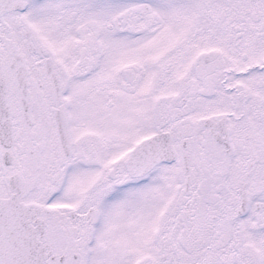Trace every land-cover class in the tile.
I'll list each match as a JSON object with an SVG mask.
<instances>
[{
	"label": "snow or ice",
	"instance_id": "6c2138e0",
	"mask_svg": "<svg viewBox=\"0 0 264 264\" xmlns=\"http://www.w3.org/2000/svg\"><path fill=\"white\" fill-rule=\"evenodd\" d=\"M0 264H264V0H0Z\"/></svg>",
	"mask_w": 264,
	"mask_h": 264
}]
</instances>
